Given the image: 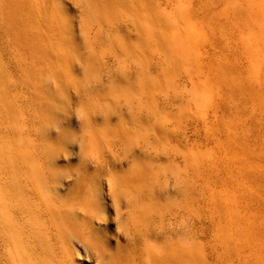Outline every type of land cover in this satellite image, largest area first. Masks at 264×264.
<instances>
[{
    "label": "rangeland",
    "instance_id": "1",
    "mask_svg": "<svg viewBox=\"0 0 264 264\" xmlns=\"http://www.w3.org/2000/svg\"><path fill=\"white\" fill-rule=\"evenodd\" d=\"M12 1L0 160L38 162L68 199L99 194L103 246L80 231L83 263L175 250L185 264H264V0ZM238 154L258 180L243 183Z\"/></svg>",
    "mask_w": 264,
    "mask_h": 264
},
{
    "label": "bare ground",
    "instance_id": "2",
    "mask_svg": "<svg viewBox=\"0 0 264 264\" xmlns=\"http://www.w3.org/2000/svg\"><path fill=\"white\" fill-rule=\"evenodd\" d=\"M84 1V3L89 2V0ZM27 2L28 5L23 4L24 0H15L14 4H18V7L27 11L23 5L33 8V3L35 4L34 0ZM261 91L263 90L261 89ZM238 156H241L239 175L242 177L243 183L249 179L255 180L257 177L254 175L259 176L258 171L254 170L257 175L252 174V169H248V172L244 167L245 164L243 165V155L238 154ZM41 168L42 165L36 161L14 158L0 160V264H84L74 240H78L79 232L83 231L86 234H91L92 241L94 239L96 241L94 243L88 241V248L95 246L100 250L97 243L103 246L97 233L95 236L92 235L94 232L93 215L97 214V225L100 226L101 214L95 209L99 194L97 195L93 191H84L79 199L75 197L76 200L68 199L61 194L60 188L56 184V178L52 174H48L49 172H43L40 170ZM244 186L243 188H245ZM125 187L120 189L125 190ZM252 195L254 197L253 193ZM247 196L249 197V193ZM239 197L241 206L242 200L245 199L244 192L241 190ZM253 197L251 198L255 199ZM240 216L243 219L244 216L239 215V218ZM244 221L246 220L243 219V224ZM241 226L243 227H238L237 231L238 234L243 232L241 237H244L247 226L242 224ZM258 233L261 234V232H257V235ZM79 237L81 236L79 235ZM244 242L246 241L244 240ZM102 255L104 256L103 253ZM96 256L98 258V253ZM189 260V253L173 250L165 251L162 257L154 260L153 264H176L178 262L185 264Z\"/></svg>",
    "mask_w": 264,
    "mask_h": 264
},
{
    "label": "snow or ice",
    "instance_id": "3",
    "mask_svg": "<svg viewBox=\"0 0 264 264\" xmlns=\"http://www.w3.org/2000/svg\"><path fill=\"white\" fill-rule=\"evenodd\" d=\"M100 91H102V89H100ZM94 123L101 124L102 123V120L98 118ZM131 123H132V121L129 120V124H131Z\"/></svg>",
    "mask_w": 264,
    "mask_h": 264
}]
</instances>
